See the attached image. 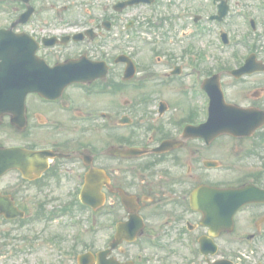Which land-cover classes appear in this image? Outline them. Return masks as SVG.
Wrapping results in <instances>:
<instances>
[{"label": "flooded vegetation", "instance_id": "af4514ba", "mask_svg": "<svg viewBox=\"0 0 264 264\" xmlns=\"http://www.w3.org/2000/svg\"><path fill=\"white\" fill-rule=\"evenodd\" d=\"M10 8L0 27H11L25 6ZM83 15L35 12L12 25L35 37L49 65L72 59L86 77L56 100L28 94L22 129L9 115L3 118L0 146L30 155L0 176V264H44L35 255L45 243L59 247L61 262L65 249L68 256L78 248L75 224L82 212L88 243L81 252L91 253L92 264H264V202L242 206L231 231L214 233L211 224L218 227L223 216L217 198L201 192L204 206H192L199 187L253 183L264 189V168L231 180L222 174L225 160L242 162L263 149L264 127L232 136L209 126L208 97L199 89L216 74L227 102L264 109V71L236 79L230 72L242 63L219 58L209 67L206 52L165 48L162 36L129 45L128 34L142 32L143 22H124L123 11L75 18ZM47 36H56V43L44 45ZM119 57L133 60L131 78H124L126 61ZM87 174L93 180L88 194L94 202L100 193L102 205L80 204ZM62 218L71 227L67 248H60Z\"/></svg>", "mask_w": 264, "mask_h": 264}, {"label": "rangeland", "instance_id": "374dc122", "mask_svg": "<svg viewBox=\"0 0 264 264\" xmlns=\"http://www.w3.org/2000/svg\"><path fill=\"white\" fill-rule=\"evenodd\" d=\"M113 0H39L37 1L38 4V12H45L53 14V12H59L64 13L65 15H76V14H84L83 16L75 17V18H81L84 19L86 17L87 13L94 12L96 14L101 13H107L110 14L112 10V2ZM230 3H233V6L235 7L234 10L237 9H244L246 10V14L251 13L253 15V18H255V22L257 23V32L256 35L259 36L260 34V41L259 46L257 48L258 55L260 57L264 58V15L262 13V10L260 9L259 2L261 0H229ZM185 6V9L187 10L186 14V26L180 27V29H184L182 32V35L178 34L179 37L178 40L173 39L169 34V28H167V37L165 39H162L159 41L160 45H164L165 48H169L168 44H171V46H176L177 51L179 49H185L186 46H191L194 52L201 51L206 52L207 58H206V64L207 66L211 67V65L217 60V57H226L227 62H232L230 58L231 52L234 50L237 55L239 56L240 60L243 59V57L246 55V47L243 44H240L238 41L241 42L242 39H244L247 44L251 45L253 36H249L248 38H243L241 36L242 32H245L247 30V23L245 18L241 15V13L236 12L233 15H230L228 20L225 22L228 24V26L225 25L226 28H229V25H231L233 22L235 25L233 28L236 30L232 33V38L236 40L237 47L229 46L225 48L224 56L219 53L218 50H216V43L217 40L215 39L214 31L215 27L213 24L209 25L206 23L205 19L199 20L198 25L194 24L193 22V13H201L206 14L211 12V8L207 3V0H157V4H155L153 7H145V6H139V7H132L128 9L123 10V17L127 18V15L130 16L131 19H137L140 21V23L145 22L148 17H156L153 19V26L159 24L158 16L168 15L170 17H175V20L177 21L178 25H182L184 22L182 19H179V16H181L182 11L180 10ZM44 8V10H43ZM53 8V9H52ZM241 9V10H242ZM185 10V11H186ZM189 12V13H188ZM3 14L2 10H0V15ZM4 17H0V19H3ZM3 22V21H1ZM168 24H166L167 26ZM232 28V27H231ZM198 30L204 31V36L201 37V35L198 33ZM153 31L158 32L156 29L153 28ZM176 33V32H175ZM144 37L146 40H142L141 37ZM161 36L158 40H160ZM150 40V34H146L144 32H137L136 36L135 34H128V44L132 46H139V45H147L149 44ZM148 41V42H147ZM147 52V51H146ZM252 81V80H251ZM243 86L246 85V83L242 84ZM233 87L230 86L228 93L231 95L234 94V91L232 90ZM262 153V156L264 155V149L260 150ZM257 156H253L249 158L247 162H242L237 164L238 162H235L233 159L228 160L227 165H224V169L222 170V174L225 180L232 179V176L237 175L238 171L241 170H247L251 167L254 169H259L264 166L261 162L258 161ZM226 161V160H225ZM228 166V168H226ZM240 167V169H238ZM226 168V169H225ZM263 170V169H262ZM82 210H80L81 212ZM87 214L82 212L80 213L79 221H81L86 226V218ZM62 222V223H61ZM61 228L60 231L62 232L63 241L61 242L62 245L60 248H67L69 247V240L71 235V227L69 226L68 222L65 218H62L60 221ZM63 224V226H62ZM55 230V227L53 229H50V231ZM86 233V234H83ZM88 243L87 238V232H82L79 236V243L78 248L75 253H72L68 256L67 260L65 261H58L57 258V251L58 248L52 246L51 244H44L41 248H38V254L35 255V257L38 258H45L44 264H76V256L77 254L82 251L86 244Z\"/></svg>", "mask_w": 264, "mask_h": 264}, {"label": "water", "instance_id": "95a60500", "mask_svg": "<svg viewBox=\"0 0 264 264\" xmlns=\"http://www.w3.org/2000/svg\"><path fill=\"white\" fill-rule=\"evenodd\" d=\"M135 2L139 0H134ZM132 1H128L126 3L131 4ZM28 13V12H27ZM2 39V37H1ZM22 41L20 37H10V40L7 38L0 41V54L3 52H7V47H9L10 52L12 54H18L21 51ZM34 47L32 46L30 49V53L33 54ZM18 63V61L14 62L13 59L7 60L5 63L0 64V115L3 111L7 109H23V95L28 91H38L44 94L53 93L55 95L60 88L62 87V83L58 80L59 74L58 69L46 68V66L42 65L38 68L37 74L33 76V80L28 83H24L23 81L16 80V76L11 75L14 69H18V67H14L13 64ZM5 93H13L19 94V97H12L8 101L3 99V94ZM4 102H12L13 104H5ZM233 120V114L230 116ZM226 123L230 124H238V121H231ZM9 166L8 157L5 152H0V173L3 172ZM224 196H239L242 197V191L239 189H225L223 191ZM242 203V202H241Z\"/></svg>", "mask_w": 264, "mask_h": 264}]
</instances>
